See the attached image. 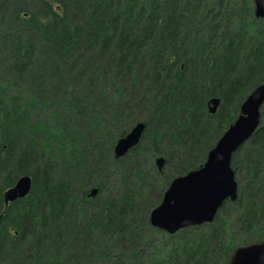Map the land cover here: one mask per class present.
<instances>
[{
  "label": "trees",
  "instance_id": "16d2710c",
  "mask_svg": "<svg viewBox=\"0 0 264 264\" xmlns=\"http://www.w3.org/2000/svg\"><path fill=\"white\" fill-rule=\"evenodd\" d=\"M260 86L252 0H0V264H79L88 249L89 264H230L264 241V106L233 155L237 201L175 235L149 221ZM22 176L30 193L5 207Z\"/></svg>",
  "mask_w": 264,
  "mask_h": 264
},
{
  "label": "water",
  "instance_id": "95a60500",
  "mask_svg": "<svg viewBox=\"0 0 264 264\" xmlns=\"http://www.w3.org/2000/svg\"><path fill=\"white\" fill-rule=\"evenodd\" d=\"M255 17L264 20V0H252ZM219 99L208 103V110L216 114ZM264 106V86L257 87L240 107V115L225 132L217 145L209 152L203 166L183 177L176 178L164 193L161 204L150 214L152 228L175 235L187 228L211 224L222 206L238 199V183L232 169L233 155L247 144L261 124V109ZM145 124L140 123L115 146V157H126L139 144ZM165 159L156 161L159 172ZM32 188L30 176L20 177L15 186L3 193L6 207L28 196ZM98 189L91 192L94 198ZM2 216L0 215V221ZM230 264H264V241L250 243L235 249Z\"/></svg>",
  "mask_w": 264,
  "mask_h": 264
},
{
  "label": "rangeland",
  "instance_id": "374dc122",
  "mask_svg": "<svg viewBox=\"0 0 264 264\" xmlns=\"http://www.w3.org/2000/svg\"><path fill=\"white\" fill-rule=\"evenodd\" d=\"M156 167H157V165H155ZM164 168V167H163ZM157 169H158V167H157ZM159 171V170H158ZM113 181H114V178H112L111 177V183H113ZM90 195H91V193H90ZM95 198V197H94ZM93 198V199H94ZM153 211V210H152ZM88 221V219H86V220H84L83 221V223L85 224L86 222ZM83 224V225H84ZM74 232V231H73ZM93 243H95V242H93ZM97 247H99V246H94V247H91V248H93V249H96ZM88 252H89V254H88ZM88 252L86 253V255H79V258L81 259L80 260V263L79 264H89V262H90V259L93 257V252H92V250L91 249H88ZM70 254H73V253H70ZM148 257V256H147ZM119 261V263L121 262L120 260H118ZM67 264H75V262H74V260H73V257H71L70 258V261H68L67 262ZM113 264H117V262L116 263H113ZM139 264V263H138Z\"/></svg>",
  "mask_w": 264,
  "mask_h": 264
},
{
  "label": "bare ground",
  "instance_id": "6f19581e",
  "mask_svg": "<svg viewBox=\"0 0 264 264\" xmlns=\"http://www.w3.org/2000/svg\"><path fill=\"white\" fill-rule=\"evenodd\" d=\"M15 186V185H14ZM2 215V214H1ZM217 216V215H216Z\"/></svg>",
  "mask_w": 264,
  "mask_h": 264
}]
</instances>
